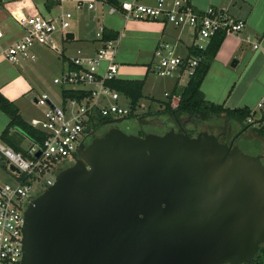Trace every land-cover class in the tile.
Listing matches in <instances>:
<instances>
[{"label": "water", "instance_id": "water-1", "mask_svg": "<svg viewBox=\"0 0 264 264\" xmlns=\"http://www.w3.org/2000/svg\"><path fill=\"white\" fill-rule=\"evenodd\" d=\"M238 136L223 142L207 130L139 135L113 126L82 141L77 161L25 211L21 264L254 259L264 244V156L244 152Z\"/></svg>", "mask_w": 264, "mask_h": 264}, {"label": "crops", "instance_id": "crops-1", "mask_svg": "<svg viewBox=\"0 0 264 264\" xmlns=\"http://www.w3.org/2000/svg\"><path fill=\"white\" fill-rule=\"evenodd\" d=\"M112 1L114 2L2 0L0 29L4 36L0 38V93L17 104L20 114L27 122L42 116L43 111L38 110L36 98L43 94L41 90L45 74L48 71L60 73L71 67V59L78 50L93 54L103 45L98 37V32L102 30L117 33L115 61L119 69L118 79L143 80V94L151 91L150 98L159 101L158 108L143 115L156 123L159 117L167 115L162 113L170 101V97L165 93H173L176 85L178 92L187 84H179L176 79L174 85L164 91V99L155 97L159 91L152 77V67L157 61L155 51L161 42L181 41L178 51L185 55L187 48L192 44V40L187 36L191 33L189 30L175 28L163 21L127 19L121 4L124 1L134 0ZM135 1L151 5L157 0ZM191 2L199 11L216 7L227 10L233 18L245 22V27L240 33L226 35L224 38L211 61L201 90L207 101L225 109L251 111V116L243 123L219 117L224 119V130L215 122L216 120L213 121L214 125L210 122V130L213 133L215 130L228 133V141L239 135L236 142L239 141L241 147L256 151L254 154L264 155V131L263 135L258 132L260 128L264 130V120H262L264 112L257 108L258 102L264 98V0H191ZM63 12L72 13V18L65 32L59 31L53 34L52 44L60 51L54 50L50 45H37L33 49L36 57L31 64L21 63V59L12 62L6 58L5 49L26 33L25 28L17 20L18 16H31L37 13L53 18ZM67 32L73 33L74 37L66 39ZM257 44L258 47H255ZM103 69L104 66L101 70ZM169 118L170 115L163 120ZM9 121V116L0 109V135ZM21 141L25 148L32 143L27 137L22 138ZM1 160L0 165L6 168ZM0 171H2L1 167Z\"/></svg>", "mask_w": 264, "mask_h": 264}, {"label": "built area", "instance_id": "built-area-1", "mask_svg": "<svg viewBox=\"0 0 264 264\" xmlns=\"http://www.w3.org/2000/svg\"><path fill=\"white\" fill-rule=\"evenodd\" d=\"M121 7L127 19L163 21L190 31L193 40L185 55L178 51L181 41L161 42L155 51L157 61L152 67L153 72L161 77L175 76L178 83L185 76L188 83L204 60L213 37L220 32L237 34L245 27L243 20L233 18L227 10L209 7L199 11L191 0H157L151 5L134 0L122 2ZM71 18L70 12L53 18L37 13L18 16L26 33L5 49L6 58L12 62L33 60L36 57L33 49L37 45H50L60 51L52 44L53 34L65 32ZM3 36L0 29V38ZM98 37L103 43L99 49L93 54L78 50L71 59L75 68L69 67L54 78L60 87V104L47 93L36 98L37 105L47 108L40 118L30 123L44 134L43 142L32 141L23 153L0 137V159L10 175L17 179L16 183H9L0 178V264H21L25 211L36 193L39 195L54 183L60 167L79 157V145L89 135L85 129L90 127V131H95L94 127H98L103 119H123L131 113L129 99L124 104L123 94L111 85L118 79L119 71L115 61L116 39L103 40V30L98 32ZM63 91H74L78 95L65 96ZM180 93V89L165 93L173 107L179 104ZM257 108L264 112V98Z\"/></svg>", "mask_w": 264, "mask_h": 264}, {"label": "trees", "instance_id": "trees-1", "mask_svg": "<svg viewBox=\"0 0 264 264\" xmlns=\"http://www.w3.org/2000/svg\"><path fill=\"white\" fill-rule=\"evenodd\" d=\"M110 2H114L109 0ZM2 0H0V4ZM226 37L224 32L218 33L213 37L207 51L205 52L204 60L195 69L194 74L190 77L187 85L181 90V98L179 104L173 107L169 102L162 111V113L170 114L175 118H180L187 116L191 120L193 116L200 118L205 121L214 117H224L230 120L243 123L248 120L251 116V111L248 109H225L220 105L209 102L204 98L201 90V85L206 77L208 70L210 68L211 61L216 56L224 38ZM117 33L104 30L103 40L116 39ZM70 68H75L72 64ZM111 85L118 90L121 94L129 99V104L131 107V113L129 116L123 119L135 118L139 121L140 115L137 114V108L139 107L140 100L143 98V80H122L117 79L111 82ZM177 92V85L174 88ZM173 91V92H174ZM65 96L74 97L78 94L74 91H63ZM0 109L3 110L10 118L8 126L1 133V139L12 146L16 151L26 153V148L23 146L22 138H29L31 142H43L45 136L44 134L33 127L30 122H27L20 114L19 108L14 101L7 99L4 95L0 93ZM148 116V115H147ZM150 116V115H149ZM264 120V116L262 117ZM193 121V120H192ZM263 129H259V134L263 135ZM143 135V134H140ZM1 160V159H0ZM3 161V160H2ZM244 264H264V244L261 245L259 252L254 259L244 263Z\"/></svg>", "mask_w": 264, "mask_h": 264}, {"label": "rangeland", "instance_id": "rangeland-1", "mask_svg": "<svg viewBox=\"0 0 264 264\" xmlns=\"http://www.w3.org/2000/svg\"><path fill=\"white\" fill-rule=\"evenodd\" d=\"M187 36L189 39L193 40V36L191 34L187 35ZM54 55H56V54H54ZM32 61L33 60H31V59H21L20 60L21 63H25V64H31V63H33ZM60 65H62V64L60 63ZM152 73H153L152 77L154 78V81L157 84L156 89L157 90L159 89V91L155 94V97L159 98V99H164L165 98L164 97V91L168 88L170 89L172 87V85H174L176 78H175V76H173V77H161V76L156 75L154 72H152ZM59 75H60L59 71L58 72L48 71L45 74V79L42 80L43 88L41 90L42 91L41 93H44V92L47 93L53 99V101L56 102L57 104H60L62 99H61V94H60V87L58 84H56L54 82V78L59 76ZM187 79H188L187 76L183 77L181 79L180 83H183V85H185L187 83ZM150 94H151V91H146L145 95L143 94L144 96L140 100V103H139V109L137 108L138 109L136 112L137 114L143 115V114H146L147 112H149L150 110H155L156 108L159 107V101H157L156 99L152 100L150 98V96H151ZM127 99H128L127 97L123 98L122 102L124 104H127ZM37 108H38V110H41L44 113L47 107L44 105H38ZM169 115L170 114H167L165 116V114H164V115H162L161 118L165 120ZM183 118H186V116H184ZM192 120L194 121L195 124H197L196 131H194L195 133H197L199 130L203 131L204 128H206V127H203L204 122H205V124H208L207 128H210V122H211V125H214V122H213L214 120H216L215 122L220 125L222 130H224L223 128L225 127L223 124V122H224L223 118L216 117L215 119L213 118L211 120L209 118V119L203 121L200 118L193 116ZM228 120H230V119H228ZM192 122L190 124H192ZM119 124L124 129V131H126L128 133L139 134V135L140 134L144 135L145 133H149V132H154V133L160 132V134H162L164 132L162 127H159L156 124H146V125L141 124V123H138V121L135 118L124 119ZM99 125H101V123ZM98 127H94V128L97 129ZM214 133L218 136V138L221 141H223V142L227 141L228 133L220 132V130H215ZM241 148L244 152H246L248 154H254V152H256L254 150H250L247 148H243V147H241ZM254 155H256V154H254ZM263 162H264V157H263ZM0 167L2 169V171H0V177L5 182H9V183H16L17 182V179H15L13 176H11L5 167H3L1 165H0ZM34 184H35V182H34ZM35 195L37 196L38 193H36Z\"/></svg>", "mask_w": 264, "mask_h": 264}, {"label": "flooded vegetation", "instance_id": "flooded-vegetation-1", "mask_svg": "<svg viewBox=\"0 0 264 264\" xmlns=\"http://www.w3.org/2000/svg\"><path fill=\"white\" fill-rule=\"evenodd\" d=\"M108 120H110V119H103L101 121V125H99V127L95 131H92V134L87 136V138L84 141V143L86 145H88L94 138L102 136L110 127L117 126V127H120L121 129H123L119 123L104 124V121H108ZM122 120H124V119H122ZM191 122H192V120L187 116H186V118H183V117L175 118L173 116H170V118L166 121H164L161 117H159L156 125H158L159 127H162L164 132H166L167 130H169L171 128H174L176 131H184L186 133H189L191 136H195L200 132V130L197 133H195L194 131H196L197 124H195L194 121L192 122V124H190ZM138 123H141L140 120L138 121ZM207 126H208V124H205V122H204L203 127H206V128H204V130H207L208 132H213L210 130V128H207ZM237 143L240 144L239 141ZM77 159L63 164L60 167L59 171L70 166V165H72V164H74L77 161Z\"/></svg>", "mask_w": 264, "mask_h": 264}]
</instances>
